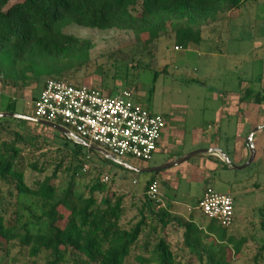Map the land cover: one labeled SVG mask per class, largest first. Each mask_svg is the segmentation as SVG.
<instances>
[{
    "label": "trees",
    "instance_id": "obj_1",
    "mask_svg": "<svg viewBox=\"0 0 264 264\" xmlns=\"http://www.w3.org/2000/svg\"><path fill=\"white\" fill-rule=\"evenodd\" d=\"M244 1L247 0H0V81L5 86L26 88L43 77L66 78L72 70L86 66L93 44L66 33L64 28L69 23L99 31L131 30L138 36L145 30L152 43L168 35L171 28L176 46H186L201 40L198 24L214 22ZM258 96L256 101L262 102L264 94ZM0 97V112L17 113L13 99L6 100L4 94ZM28 122L41 125L0 117V184L15 188L16 203L22 207L14 223H9L0 211V244L3 240L6 244L18 241L32 257L44 252L48 255L44 264H66L69 257L74 264H125L136 247L150 253L148 257L135 256L143 264H183L181 257L191 254L198 257L200 264H229L227 248L235 246L239 252L243 240L236 245L228 236V228L219 227L214 220H209L204 229L158 208L147 195L154 178L142 191L137 214L123 220L126 195L112 190L100 174H93L90 169H98L96 163L85 168L96 161V155L103 165L112 160L56 129L53 141H60L61 158L51 176L28 185L20 143L35 146L42 139L30 133ZM29 165L36 171L45 169L39 168L37 162ZM60 172L64 178L56 183ZM104 176L109 178L107 173ZM208 188L212 187L205 190ZM26 210L29 214L23 220ZM260 226L264 233V206ZM171 227L182 229L183 246L190 249L187 254L173 251Z\"/></svg>",
    "mask_w": 264,
    "mask_h": 264
},
{
    "label": "rangeland",
    "instance_id": "obj_2",
    "mask_svg": "<svg viewBox=\"0 0 264 264\" xmlns=\"http://www.w3.org/2000/svg\"><path fill=\"white\" fill-rule=\"evenodd\" d=\"M198 26L201 40L177 47L171 28L168 35L152 43L145 30H141L138 36L131 30L99 31L69 23L64 31L90 40L93 47L89 52V63L79 71L72 70L63 79L96 87L105 94L111 92L115 95L130 88L128 90L133 91L138 103L165 117L170 139H174L170 140L174 149H188L198 127L209 125L210 121L220 116L217 113L230 93L239 91L244 96L251 90L250 94L254 96L256 104L264 103V100L256 101L260 97L258 93L264 94V0L244 1L239 8L222 13L218 20L203 22ZM157 72L158 77L155 79ZM45 81L46 77H43L38 83L26 88L5 86L0 81V96L6 94L14 98L17 113L30 114L32 98ZM14 127L12 125L11 128ZM26 127L31 134L42 136L35 146L20 143L23 148L21 161L26 167L25 180L28 185L34 186L37 180L52 175L62 153L58 146L60 141H53L58 134L53 128L41 127L32 122H28ZM155 154L154 159L152 157L153 160L148 161L129 155L123 156L122 160L131 167H140L143 162L152 163L162 156ZM95 159L85 168L92 167L93 163L100 167L90 170L95 176L100 174L101 180L108 183L112 190L126 195L123 220L133 218L143 197L142 189L148 175L114 161L103 165L98 155ZM32 162H37L39 168L44 166L45 169L36 171L29 165ZM225 172L215 170L208 181L214 182ZM105 173L109 174L108 179ZM226 174L233 179L231 181L234 184L237 183L235 187L240 189L238 192L234 190L236 219L228 228V236L233 238L236 245L243 240L238 253L234 250L235 246L227 248L229 264H264V250H261L264 233L260 226L264 206V159L261 163L255 161L245 169L227 171ZM62 178L64 176L60 172L54 182H62ZM207 182L203 183L201 179L188 183L179 178L163 188L168 196L179 201L187 210L175 213L178 218L185 220L194 216L198 225H206L211 220L197 208L198 197ZM216 182V190L222 192L226 184L221 180ZM0 186V211L9 223H14L20 209L16 203L15 188L6 183ZM23 213V220H26L29 210ZM219 227L224 228L221 225ZM28 253V248L20 242L6 244L3 240L0 244V264H44L48 258L44 252L38 257ZM136 255L148 257L150 253L136 247L125 264H143L135 258ZM181 258L179 261L183 264H200L195 254L183 255ZM66 264H74L73 259L69 257Z\"/></svg>",
    "mask_w": 264,
    "mask_h": 264
},
{
    "label": "built area",
    "instance_id": "obj_3",
    "mask_svg": "<svg viewBox=\"0 0 264 264\" xmlns=\"http://www.w3.org/2000/svg\"><path fill=\"white\" fill-rule=\"evenodd\" d=\"M30 104L31 113L26 115L59 124L119 160L127 155L151 160L166 127L165 117L138 103L131 90L105 94L63 78H48L40 95ZM147 195L158 208L164 206L157 180L150 184ZM197 208L222 227L230 228L235 221L234 198L230 193L208 188Z\"/></svg>",
    "mask_w": 264,
    "mask_h": 264
},
{
    "label": "crops",
    "instance_id": "obj_4",
    "mask_svg": "<svg viewBox=\"0 0 264 264\" xmlns=\"http://www.w3.org/2000/svg\"><path fill=\"white\" fill-rule=\"evenodd\" d=\"M43 86L32 98V100L36 99L40 95ZM241 95L242 94L238 91L237 93H230L227 97H225L222 102V107L217 113L220 116L214 121H210L209 125H201L198 127V129L192 135L193 142L188 149H184L182 147L174 149V144L170 142V140L174 139H170L171 137L169 130L167 129L166 121V127L163 130L158 149L155 152L156 154H162V156L157 157L152 163L143 162L140 167H133L141 169L139 172H144L148 175L145 179L143 189L147 185L148 181L152 178L159 182V189L164 201V206L161 208L169 210V212L175 216H177L175 213H178V211H187L179 201L168 196L163 190L165 186L172 185L175 181H178L179 178L185 179L188 183H191L194 180L201 181L202 179V182L204 183L212 177L211 173L215 170H223L226 172L238 171L245 169L255 161L261 163V161L264 159V103L256 104L254 96H252L249 92L245 93L244 96ZM5 98H8V100H15L11 96H5ZM1 109L2 108L0 107V111ZM251 135L253 145L256 150L254 159L250 164L242 169H234L230 167L220 152L224 151L234 164L243 165L249 160L250 157L249 137ZM198 149H211V151H203L192 156L186 161L158 171L142 170L162 166ZM226 172L224 174H220L219 177H217V180H214V182H212L213 180L208 181L204 185L202 192L198 197V202L207 187H212L216 190V181L221 180L226 185H224V190H222V192H218L230 193L233 195L235 203L236 197L234 190H237L238 192L240 189L235 187L237 186V183L234 184V182L231 181L233 179H230ZM234 218L236 219V215ZM185 220L194 222L198 227H202L204 229L209 223L208 221L206 225H198V223L195 221V218L191 219V217L186 218ZM171 230L172 231L169 232V240L174 244L173 251H184L187 254L190 249L183 246L182 229L171 227ZM175 245L180 247V249H177Z\"/></svg>",
    "mask_w": 264,
    "mask_h": 264
},
{
    "label": "water",
    "instance_id": "obj_5",
    "mask_svg": "<svg viewBox=\"0 0 264 264\" xmlns=\"http://www.w3.org/2000/svg\"><path fill=\"white\" fill-rule=\"evenodd\" d=\"M2 116H11V117L21 118V119H25V120H30V121L39 123L41 125H45L47 127L56 129V130L60 131L62 134H64L65 136H67L70 140H72L74 142H77L79 144H82L83 146L98 152L99 154H101L105 158H108V159H110V160H112V161H114L116 163H119V164H122L124 166H127L130 169H133V170H136V171L141 170V169L133 168V167L129 166L126 162H124L123 160L117 159L115 156H113L111 153H109L108 151L104 150L103 148L78 138L70 130H68L67 128H65V127H63V126H61L59 124H55V123L48 122V121H45V120L41 121V119H36V118H33V117L28 116L26 114H19V113H15V112H0V117H2ZM249 142H250V157H249V160L246 163H244L243 165L234 164L233 162H231L229 157L224 152H220L221 155L228 162L230 167H232L234 169H242V168L246 167L248 164L251 163V161L254 159L255 154H256V150L254 148L253 141H252V135L249 137ZM203 151L209 152V151H211V149L194 150V151H192L190 153H187V154L183 155L182 157L178 158L177 160L171 161V162H169L167 164H164L162 166H157V167H152V168L142 169V170H144V171H158V170H161V169L172 167V166L177 165V164H179V163H181L183 161L188 160L192 156H194V155H196L198 153H201Z\"/></svg>",
    "mask_w": 264,
    "mask_h": 264
}]
</instances>
